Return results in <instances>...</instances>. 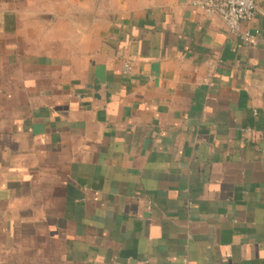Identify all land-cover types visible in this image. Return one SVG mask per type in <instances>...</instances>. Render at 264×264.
<instances>
[{
  "label": "crops",
  "instance_id": "obj_1",
  "mask_svg": "<svg viewBox=\"0 0 264 264\" xmlns=\"http://www.w3.org/2000/svg\"><path fill=\"white\" fill-rule=\"evenodd\" d=\"M191 1L0 0V264H264V0Z\"/></svg>",
  "mask_w": 264,
  "mask_h": 264
},
{
  "label": "built area",
  "instance_id": "obj_2",
  "mask_svg": "<svg viewBox=\"0 0 264 264\" xmlns=\"http://www.w3.org/2000/svg\"><path fill=\"white\" fill-rule=\"evenodd\" d=\"M191 3L206 15H218L231 32L247 42H254L257 31L250 28L243 29L242 24L254 19L255 0H192ZM123 70L125 73L131 70L130 61L124 62Z\"/></svg>",
  "mask_w": 264,
  "mask_h": 264
},
{
  "label": "water",
  "instance_id": "obj_3",
  "mask_svg": "<svg viewBox=\"0 0 264 264\" xmlns=\"http://www.w3.org/2000/svg\"><path fill=\"white\" fill-rule=\"evenodd\" d=\"M95 84H96V85L94 86V89L98 90V89H99V87H100V85H99V82H98V81H96V82H95Z\"/></svg>",
  "mask_w": 264,
  "mask_h": 264
}]
</instances>
